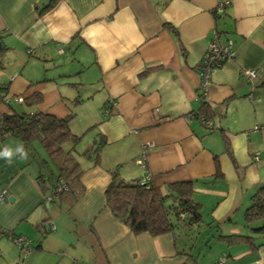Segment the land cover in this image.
Returning <instances> with one entry per match:
<instances>
[{"label":"crops","instance_id":"obj_1","mask_svg":"<svg viewBox=\"0 0 264 264\" xmlns=\"http://www.w3.org/2000/svg\"><path fill=\"white\" fill-rule=\"evenodd\" d=\"M217 2L0 0V112L72 115L74 149L89 151L78 157L83 192L68 206L42 192L15 137L0 139L14 153L11 164L0 158V230L25 244L1 234L0 264H264V232L254 230L264 220H244L264 187V0H226L219 13ZM214 35L233 56L201 100L199 62ZM242 68L258 69L251 83ZM37 91L31 107L14 100ZM32 152L46 156L37 141ZM115 168L148 176L165 204L173 184L189 186L199 220L132 232L106 205ZM228 234L243 237H219Z\"/></svg>","mask_w":264,"mask_h":264},{"label":"trees","instance_id":"obj_2","mask_svg":"<svg viewBox=\"0 0 264 264\" xmlns=\"http://www.w3.org/2000/svg\"><path fill=\"white\" fill-rule=\"evenodd\" d=\"M54 1L49 0L42 9L49 7ZM164 26L172 29L167 23ZM40 101L41 93L37 91L21 102L31 107ZM71 119L72 115L56 117L41 111H18L11 106L9 111L0 112V139L15 137L20 147L29 156H33L38 164L36 179L42 192H49V197L54 194L61 203L68 206L78 200L84 189L80 181L84 168L78 157L89 154L88 150L81 153L75 151L74 146L81 135L71 131ZM35 141L40 143L46 156L34 155L32 143ZM67 143L70 146L65 148ZM93 157L94 163H98V149L93 151ZM110 174L111 179L104 191L106 205L132 232L146 231L157 235L171 230L178 220L187 223L199 220V204L189 197V186L173 184L176 191L170 194L173 202L165 204L166 197L159 196L149 184H141V179L127 180L117 168L110 170ZM46 219L42 221V226ZM244 220L247 223L264 220V187H260L252 196L251 205L245 209ZM254 230L264 232V221ZM4 233L10 238L14 237L0 230V235ZM219 237L234 241L243 236L228 234ZM19 247L22 248L21 245Z\"/></svg>","mask_w":264,"mask_h":264},{"label":"built area","instance_id":"obj_3","mask_svg":"<svg viewBox=\"0 0 264 264\" xmlns=\"http://www.w3.org/2000/svg\"><path fill=\"white\" fill-rule=\"evenodd\" d=\"M226 0H218L214 11L219 13L223 10L224 5L226 4ZM58 51H62L59 49ZM233 56L232 52V42L229 40L225 44H221L217 40V36L214 35L213 38L210 40L208 47L206 48L205 52L203 53L202 57L200 58L199 62V74H200V99L206 100L208 88L211 83V75L213 69L220 66L225 60L231 59ZM241 75L244 79L248 82H252V80L257 76L258 69L257 68H242L240 70ZM14 100L17 102H21L23 100L22 96H15ZM6 101V99L4 100ZM108 112V109H105V113ZM201 122L209 126L210 121L208 119L201 118ZM148 145V144H147ZM147 150V146H144L142 154L136 159L137 163L142 164V160L145 158V152ZM148 176L142 178L140 183H148ZM6 198V192L4 190L0 191V201ZM46 229H53L54 226L50 222H45ZM19 246L21 245L22 248H25V244L23 243L22 238L14 236L12 238ZM27 251V250H26Z\"/></svg>","mask_w":264,"mask_h":264},{"label":"clouds","instance_id":"obj_4","mask_svg":"<svg viewBox=\"0 0 264 264\" xmlns=\"http://www.w3.org/2000/svg\"><path fill=\"white\" fill-rule=\"evenodd\" d=\"M16 152L21 155V157H26L27 153L24 151L23 147H18ZM14 153L12 150L5 148L3 151H0V158H4L9 164L12 162V157Z\"/></svg>","mask_w":264,"mask_h":264},{"label":"rangeland","instance_id":"obj_5","mask_svg":"<svg viewBox=\"0 0 264 264\" xmlns=\"http://www.w3.org/2000/svg\"><path fill=\"white\" fill-rule=\"evenodd\" d=\"M45 156V155H44Z\"/></svg>","mask_w":264,"mask_h":264}]
</instances>
